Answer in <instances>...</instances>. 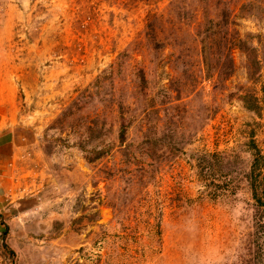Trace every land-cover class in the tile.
<instances>
[{
    "label": "rangeland",
    "instance_id": "1",
    "mask_svg": "<svg viewBox=\"0 0 264 264\" xmlns=\"http://www.w3.org/2000/svg\"><path fill=\"white\" fill-rule=\"evenodd\" d=\"M1 29L43 217L0 264H264V0H0Z\"/></svg>",
    "mask_w": 264,
    "mask_h": 264
},
{
    "label": "crops",
    "instance_id": "2",
    "mask_svg": "<svg viewBox=\"0 0 264 264\" xmlns=\"http://www.w3.org/2000/svg\"><path fill=\"white\" fill-rule=\"evenodd\" d=\"M13 34L0 30V239L7 240L6 228L40 220L43 215L41 151L28 114L18 105V80L30 93L25 74L11 46ZM30 101V97H29Z\"/></svg>",
    "mask_w": 264,
    "mask_h": 264
},
{
    "label": "trees",
    "instance_id": "3",
    "mask_svg": "<svg viewBox=\"0 0 264 264\" xmlns=\"http://www.w3.org/2000/svg\"><path fill=\"white\" fill-rule=\"evenodd\" d=\"M244 103H245V99H244V101H243ZM123 131L120 133V138H123Z\"/></svg>",
    "mask_w": 264,
    "mask_h": 264
}]
</instances>
